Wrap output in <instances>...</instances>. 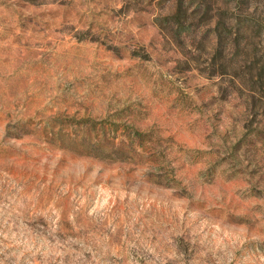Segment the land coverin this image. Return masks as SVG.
<instances>
[{
    "label": "rangeland",
    "instance_id": "rangeland-1",
    "mask_svg": "<svg viewBox=\"0 0 264 264\" xmlns=\"http://www.w3.org/2000/svg\"><path fill=\"white\" fill-rule=\"evenodd\" d=\"M0 264H264V0H0Z\"/></svg>",
    "mask_w": 264,
    "mask_h": 264
}]
</instances>
